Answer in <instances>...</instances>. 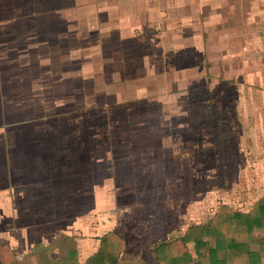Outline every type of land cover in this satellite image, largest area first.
<instances>
[{
    "label": "rangeland",
    "instance_id": "rangeland-1",
    "mask_svg": "<svg viewBox=\"0 0 264 264\" xmlns=\"http://www.w3.org/2000/svg\"><path fill=\"white\" fill-rule=\"evenodd\" d=\"M88 6L100 13L86 23L1 11L0 65L39 111L13 119L49 122L57 147L47 155L68 140L66 154L80 148L89 177H102L103 193L89 195L93 219L117 220L152 262L183 235L206 239L245 198L254 213L264 190V0Z\"/></svg>",
    "mask_w": 264,
    "mask_h": 264
},
{
    "label": "crops",
    "instance_id": "crops-1",
    "mask_svg": "<svg viewBox=\"0 0 264 264\" xmlns=\"http://www.w3.org/2000/svg\"><path fill=\"white\" fill-rule=\"evenodd\" d=\"M90 1L114 0H0V12L36 20L72 15L86 23L100 13L89 14ZM78 36L81 40L80 29ZM5 70L0 65V264H264V190L254 213L245 198L244 209L215 222L206 239L183 235L171 244L177 250H154L152 262L133 250L117 220L93 219L98 204L89 205V195L102 194L104 181L89 177L80 148L66 154L71 144L63 139L58 146L64 153L47 155L55 152L57 142L45 134L55 127L13 119L39 111L29 91H22L21 80ZM258 154V162H264V153ZM200 246L205 250L200 252Z\"/></svg>",
    "mask_w": 264,
    "mask_h": 264
}]
</instances>
